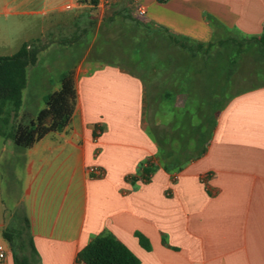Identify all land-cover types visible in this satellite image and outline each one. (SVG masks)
<instances>
[{"label":"crops","instance_id":"1","mask_svg":"<svg viewBox=\"0 0 264 264\" xmlns=\"http://www.w3.org/2000/svg\"><path fill=\"white\" fill-rule=\"evenodd\" d=\"M94 1L0 0V42L13 43L0 47L9 51L0 56L66 31L70 37L59 36L62 50L82 57L70 125L31 148L0 141V241L9 245L1 264H15L3 231L21 230L25 221L39 264H84L79 252L104 233L125 244L140 264H264V86L230 99L204 154L167 170L147 127L142 82L118 66L87 60L90 48L84 54L77 47L89 28L98 35L103 16L117 6L137 15L142 6L141 18L204 44L215 35L208 16L239 37L260 38L264 0ZM67 5L76 13L70 15ZM60 86L35 94L34 117ZM27 87L28 75L20 113ZM91 168L102 176L91 175Z\"/></svg>","mask_w":264,"mask_h":264},{"label":"trees","instance_id":"2","mask_svg":"<svg viewBox=\"0 0 264 264\" xmlns=\"http://www.w3.org/2000/svg\"><path fill=\"white\" fill-rule=\"evenodd\" d=\"M207 19L215 35L204 44L171 34L127 6L113 7L103 16L99 41L88 54L89 61L118 66L138 78L145 87V107L147 97L155 104L174 100L189 82L190 99L172 112L167 129L149 130L167 170L179 169L204 154L218 116L230 99L264 86V33L260 38L239 37L215 18ZM244 42L257 47L241 50ZM45 48L41 41L28 42L14 55L0 56V138L24 148L33 147L49 133L62 132L77 107L75 79L68 70L60 75V89L44 97L45 108L34 119L17 122L27 70L37 64ZM150 171L151 165L143 168L145 180ZM135 235L141 247L151 249L143 235ZM3 237L12 247L15 264H39L28 221L21 230H4ZM77 260L84 264H140L111 233L92 239Z\"/></svg>","mask_w":264,"mask_h":264},{"label":"rangeland","instance_id":"3","mask_svg":"<svg viewBox=\"0 0 264 264\" xmlns=\"http://www.w3.org/2000/svg\"><path fill=\"white\" fill-rule=\"evenodd\" d=\"M90 12H92V10H89V13ZM69 13L70 15H73L76 13V10H71ZM96 16L97 14L93 17ZM82 27L85 28L86 26L83 25ZM59 36L61 38L70 37V34L66 31L61 34L56 33L55 36L50 39L51 42L45 40L43 44L47 45L46 49H48V51L44 52L35 66L28 68V87L25 93V110H22L17 122L22 121L25 123L28 122L29 119L35 118V115H33V107L30 105L34 100L33 98L36 99V96L39 93L40 96H42L43 94L50 92L53 86L60 82V75L63 72L69 70L73 73V76L75 75V69L82 60V57L80 56L81 53L75 51L65 52L62 50V43L59 41L61 38ZM97 36L96 29L89 28L88 33H86V36L84 37V42L81 41V43H77V47L85 48V52H83L85 54L88 48L91 49L92 46L99 41L97 40ZM12 44L13 43L10 42H0V47L5 48L6 46L8 47ZM15 44L17 43H14V45ZM256 47L257 46L254 44L250 45L249 43L244 42L241 50L254 49ZM0 52L3 54L9 53V51H5L3 49H0ZM261 81H264V77L261 78ZM190 95L191 89L189 82H185L183 91H181V94L174 100L166 99L159 104H155L150 103L147 97L145 117L148 129H152L154 132L163 128L167 129L168 123L172 118V112L178 108H183L189 101ZM0 141H2V138H0Z\"/></svg>","mask_w":264,"mask_h":264},{"label":"built area","instance_id":"4","mask_svg":"<svg viewBox=\"0 0 264 264\" xmlns=\"http://www.w3.org/2000/svg\"><path fill=\"white\" fill-rule=\"evenodd\" d=\"M156 1L158 3H165L168 0H156ZM72 8H73L72 5H67L65 7L66 10H71ZM137 13H138V16L144 17L146 15V10L144 7L140 6L137 9ZM90 173L94 177H101L102 176V171L98 168H91ZM8 251H9V245L6 242L0 241V264L6 260Z\"/></svg>","mask_w":264,"mask_h":264}]
</instances>
